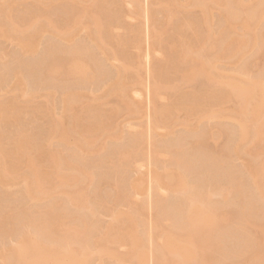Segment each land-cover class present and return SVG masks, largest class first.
<instances>
[{
  "label": "rangeland",
  "instance_id": "obj_1",
  "mask_svg": "<svg viewBox=\"0 0 264 264\" xmlns=\"http://www.w3.org/2000/svg\"><path fill=\"white\" fill-rule=\"evenodd\" d=\"M102 1L98 0L93 4V0H0V105L12 104L4 111L7 120L4 118L5 121H0V152L6 158L5 153L20 139V132L26 134L31 147L23 150V158L16 168L4 170L3 161L0 165V220L21 209L26 213L22 225L8 223L9 220L4 223L8 230L12 227L14 229L0 237V248H14L18 237L27 232L37 236V230L31 227L29 221H41L54 216L48 212L52 202L56 204L55 214L59 218L65 200L63 192L83 188L90 197V210L94 212H86L82 217L85 228L97 238L110 226L113 230L110 236L113 237L129 224L126 214H132V226L138 230V234L145 238V234L151 232L152 237L150 241L147 238L145 240L140 264H155L157 246L162 245L163 235L172 231L170 219L160 213L155 201L159 198L171 204H181L183 197L180 192L168 190L167 187L158 190L153 174L159 173L166 178L168 172L165 173V169L171 164L170 155L175 150V143L184 139L187 147L191 146V142L195 140L188 135L191 130L196 133L205 131L203 140L207 146L217 153H224L228 139L233 138L238 131L237 121L240 119L236 115L237 102L230 98L210 103L204 112L195 117L178 108L167 119H160L158 127L152 126L155 118L163 113V108L173 105L176 85L178 93L186 94H193L203 86L201 80L185 79L176 85L162 84L158 90L155 88L156 76L151 75L153 64L165 63L166 55L158 39L177 46L179 53L184 56V60L178 65L179 75L185 76L188 67L194 63L190 57H194L192 53L195 48L202 44L208 46L224 25L226 1H206L207 25L204 26L198 22L204 17V13L202 7L196 6V0H115L117 6L103 8ZM229 1V4H234L239 0ZM247 1L243 0L244 3ZM251 1L256 3L260 0ZM104 14L114 19L109 27L113 38L106 41L102 51L94 52L95 60L105 70L104 76L96 78L87 71L84 78H74L77 82L64 74H58L38 82L37 85H33L37 82L31 83L33 79L22 67V62L32 64L38 61L37 64H44V67L51 59L50 56L62 55L63 52L56 48L65 51L69 46L88 44L86 25L92 24L93 16L101 15L103 18ZM245 14L238 11L231 22L233 29L229 35L235 43L231 49L225 51L219 47L220 42H216V50L208 58L211 72L219 81L248 85L259 80L264 86V15L260 16L263 23L258 28L251 25L257 23L256 20H251L248 27L243 24ZM21 16H24L23 19L28 18V21H23ZM34 18L36 21L29 24ZM75 19L76 24L73 23ZM48 20L54 22L55 29L46 27ZM69 28L73 31L66 35ZM256 30V38H260V42L253 48L255 37L252 32ZM28 39L35 44L36 53L35 56L31 55L33 57L23 50L20 43V40ZM240 42L248 44L242 45ZM52 45L56 47L53 49L54 53ZM239 47V53L230 56L234 53V48ZM117 51L120 54L116 55ZM50 52L53 54L50 55ZM116 79L118 83L114 87L110 86ZM223 85L215 82L204 93L213 97L215 90L220 87L231 92L228 86ZM155 89L157 93L154 96ZM71 93L78 97L70 96ZM72 98H77V102L70 109L66 104ZM126 104L131 107L126 108ZM88 108H95L100 113L98 120L93 121L106 128L84 136L81 126L88 125L92 120L74 123V118L82 117ZM59 123L69 131L70 142L67 146L60 145L58 138L50 134L54 125ZM139 136L142 138L134 143L133 157L121 166L115 176L106 177L109 175L107 166L96 167L91 169L94 179L90 182L60 186L49 177L53 182L43 187L47 193L33 190L32 197L23 194L28 160L34 161L36 171L48 172L52 164L44 154L50 150H59L73 162L84 161L83 164L90 166L88 160L91 157L83 156V159H78L74 155L77 143L87 145L88 149H96L95 159L101 160L110 149L138 139ZM258 139L261 140L260 143L245 147L247 153L229 161L238 169L247 162L263 166L264 135H260ZM38 149H42L44 154L39 155L41 150ZM150 152L154 153L153 157ZM186 178L188 184L193 183L191 176L187 175ZM222 181L215 172L208 176V187L204 190L209 192L206 194L210 195L208 201L211 204L223 202L219 195ZM177 187V183L170 185L173 189ZM72 210L70 209L64 221L65 227L74 223L76 213ZM224 210H221L222 213ZM243 224L245 230L257 231V236L264 238V232L261 233L259 228L264 226V216L248 215ZM47 243L52 244L49 241ZM70 247L73 255L71 259H75L74 256L81 251L82 243L78 241ZM105 247L106 250L102 252H98L93 246L85 251L89 264H139L136 259L131 260L129 257V238L124 237L121 242L116 243L106 242ZM179 258L184 260L185 255H179ZM244 258L246 260L247 256ZM227 261L228 264L241 263V258L230 257Z\"/></svg>",
  "mask_w": 264,
  "mask_h": 264
},
{
  "label": "bare ground",
  "instance_id": "obj_2",
  "mask_svg": "<svg viewBox=\"0 0 264 264\" xmlns=\"http://www.w3.org/2000/svg\"><path fill=\"white\" fill-rule=\"evenodd\" d=\"M206 1L196 0V6L203 8L204 17L198 21L203 26L207 25ZM211 1L217 2L219 0ZM225 1L224 25L220 28L219 34L209 42L208 46L202 44L195 48L196 50L192 53L194 57H190L194 63L188 67L189 69L185 76L179 75L178 65L180 61L184 60V56L179 53L177 46L171 42L164 43L160 38L158 39L166 55L165 63L156 62L153 64L151 75L156 76L155 88L158 90L162 84L176 85L185 79L192 81L201 80L203 86L193 94H186L178 93L176 85L174 91L177 93L173 95V105L164 107L163 113L155 118L152 126L158 127L160 119H167L178 108H182L184 112L195 117L204 112L210 103L222 102L230 98L237 102L238 110L236 115L240 119L237 121L238 131L233 138L230 137L228 139L224 153H217L207 146L205 140H203L206 135L205 131L196 133L191 130L188 135L195 139L191 142V146L187 147L184 139H179L175 143V150L170 155L171 164L165 169V173L168 172L166 178L159 173L153 174V180L156 182L158 190L167 187L168 190L180 192L179 194L183 197L181 204H171L159 198L155 201L160 213L166 215L172 224V231L164 234L162 245L157 246L158 255L154 257L155 264H228L227 259L230 257L233 259L241 258V263L231 264H264V238L257 236V231L245 230L243 224L244 219L248 215L264 216V165H255L252 162H247L244 163L242 168L238 169L230 162L247 153V150H245L247 145L260 143L261 140L258 137L264 135V86L259 80H255L253 84L248 85L219 81V78L215 77L214 74L212 75L208 59L216 50V42H220L219 47L225 51L231 49L232 45L235 44L230 39L229 34L232 33L233 29L231 22L235 19L238 11L246 13V19L243 20L245 26L248 27L251 20H256L257 22L251 25L258 28L261 26L263 20L260 16L264 15V0L256 3L251 0L246 3L243 0H239L234 2V4H229V0ZM97 2L98 0H93V4ZM101 5L102 8L117 6V2L115 0H103ZM23 17L21 16L22 19ZM77 20L79 21L78 18ZM77 20H73V23L76 24ZM93 20L91 25H86L88 44L69 46L67 49L65 48V51L59 50V48L52 45L51 50L53 53L55 48L63 53L59 57H56V55L50 56L51 61L49 60L44 67L42 66L44 64L41 65L42 67L39 66V63L37 64L38 61L36 63L33 62L34 64L22 62V67L27 70L28 75L33 79V82H31V79L30 82H37L33 85L39 84L46 78L56 77L58 74L68 76L73 82H77L74 78H84L87 71L96 78L104 76L105 70L95 60L94 52L102 51L106 41L113 38L109 27L114 19L104 14L103 18L101 15L93 16ZM23 21H28V18H24ZM35 21L36 19L34 18L29 24ZM191 21L193 20L191 19ZM12 27H14L13 24ZM46 27L52 30L56 28L52 20H48ZM72 31L73 29L69 28L67 33H65L69 35ZM256 33L257 30L252 32L255 37L253 39V48H256L257 43L260 42V38H256L258 37ZM259 36L261 37V35ZM199 38L200 35L197 36V39ZM20 43L23 50L29 53L30 56H35V44L31 39L20 40ZM240 43L242 45L248 44V42ZM240 50V47L234 48V53L230 56H235ZM52 52H50V55L53 54ZM118 54L120 52L117 51L116 55ZM24 82L27 85L26 80ZM215 82L228 86L231 92L226 91L225 87H220L215 90L213 97L206 96L204 90ZM117 83L118 79L114 80L110 86L114 87ZM156 89L154 96L157 93ZM70 96L78 97L75 93H71ZM76 102L77 98H72L66 106L71 109ZM10 105L12 104L0 105V121H5L4 118L7 120L4 116V111L5 109L8 110ZM125 107L130 108L131 106L126 104ZM99 114L95 108H88L82 117L74 118V123H80L87 119L92 120L88 125L81 126L84 136L106 128L105 125H98L97 122L93 121L98 120ZM50 134L56 136L62 146H67L70 142L69 131L61 123L54 125ZM141 138L139 136L138 139L110 149V152L106 156L104 155L101 160L95 159L96 149H88L87 145L80 142L77 143L74 155L78 159H83V156L91 157L88 160L90 166L83 164L82 162L84 161L81 163L73 162L69 156L62 155L59 150H50L44 154L42 149H38V151L41 150L39 155L44 154L51 162L52 167L48 172L36 171L34 169V161L28 160L23 194L32 197L33 190L47 193V191L43 190V187L53 182V180H56L60 186H74L83 181L90 182L94 179L91 169L96 167L107 166L109 175L106 177L115 176L121 166L133 157L134 143ZM255 140L257 141L256 143ZM27 145L26 134L20 132V139L5 153L6 158L0 152V165L3 161L4 170L17 167L23 158V150L31 148L29 147L30 145ZM136 155H138V152ZM153 156L154 153H151V157ZM76 172L79 174L76 175ZM211 172H215L223 180L219 185V195L222 197L223 202L217 205L211 204L210 200L208 201L210 195L206 193L209 192L204 190V188L208 187L206 184ZM186 174L192 177V184H188ZM49 177H52L53 180ZM163 178L165 181H163ZM197 179L198 181H196ZM199 180H201L200 183ZM172 183L178 184L177 189L170 188ZM135 187L137 188L138 186L135 185ZM63 193L65 200L60 217L57 218L58 214H55L56 204L52 202L48 207V212L54 216L41 221H29L31 227L37 230V236L27 232L23 236L18 237V242L14 248L10 246L0 248L2 264H89L85 251L92 246L98 252L105 251L106 242H121L124 237L130 240V259H136L139 264L142 262L144 243L146 238L149 241L152 238L151 232L145 234V238L144 235L140 236L138 230L132 226V214H126L129 224L121 233L116 232L111 237L110 233L113 230L108 226L105 232L96 238L93 232L85 228V224L82 221V217L86 212L89 214L94 213L90 210L91 201L86 189L82 188L79 191L65 190ZM70 209H73L72 211L76 213L73 219L74 223L70 227H65L64 221H66ZM223 209H225L224 213L221 211ZM25 215L26 213L21 209L19 212L9 215V217L2 218L0 220V237L4 236L7 231L14 229L12 227L8 230L4 226L7 220H9L8 223L22 225ZM259 228L261 233L264 232V226ZM48 241L52 242V244H48ZM78 241L82 243L81 251L74 256L75 259H71L73 255L71 254L72 249L70 246L72 243H78ZM223 250L225 251L223 252ZM179 255H185L184 260H181ZM245 256H247L246 260Z\"/></svg>",
  "mask_w": 264,
  "mask_h": 264
}]
</instances>
